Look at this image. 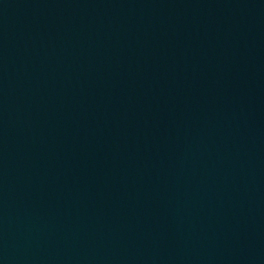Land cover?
<instances>
[{
    "label": "water",
    "instance_id": "1",
    "mask_svg": "<svg viewBox=\"0 0 264 264\" xmlns=\"http://www.w3.org/2000/svg\"><path fill=\"white\" fill-rule=\"evenodd\" d=\"M0 264H264V0H0Z\"/></svg>",
    "mask_w": 264,
    "mask_h": 264
}]
</instances>
